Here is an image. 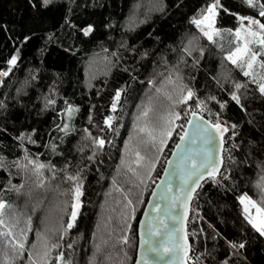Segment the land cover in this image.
I'll return each mask as SVG.
<instances>
[{
	"label": "snow or ice",
	"instance_id": "1",
	"mask_svg": "<svg viewBox=\"0 0 264 264\" xmlns=\"http://www.w3.org/2000/svg\"><path fill=\"white\" fill-rule=\"evenodd\" d=\"M243 7L249 10L248 13H239L223 3V0H205L204 4L195 9L187 17L191 26L189 32L181 39L176 62L169 67V61L161 54L159 63H162L167 72L160 73L163 78L161 86H157L151 75L146 80L149 89L154 93L146 94V101L137 104V113L133 114V130L140 138L139 142L147 146V154L136 150L135 168L125 167V171L131 174L134 180V187L137 189V198L133 200L127 193L116 187V180L113 178L112 185L116 192L121 193L122 205L119 213V226L121 234L118 244L121 246L119 252L122 255L118 258V264H131L132 257L129 255V248H136V235H139L138 251L135 264H207V260L216 261V264H250L248 253L249 245L258 241L264 245V176L260 177L254 185L258 189L259 201L254 200L247 192H239L235 198L238 202L239 216L250 229L252 236L249 237L245 230H241L239 238L228 239L220 235L213 228V240L224 241L226 254L222 259L216 260L213 251L207 247L198 254L191 240H199L205 235L204 229L199 232L195 229L191 233L187 230L189 219L193 221H204L200 215L199 199L204 193L206 184L227 193L238 190V184L234 173L241 170L242 165L249 163L254 155V150L264 153V144H257L254 140L244 143L245 125L255 129L264 139V123L256 121L254 111H249L246 101L250 99L264 104V0H240ZM30 10L38 17L49 13H57L63 10L61 16L63 21L60 30L70 29V35L79 34L82 38H90L94 33V25L87 23L77 26L72 22L71 16L76 8L81 5L77 0H27ZM87 7V4L84 5ZM180 5L178 4L177 7ZM151 12L159 14L161 18L168 15V6L165 0H155L151 5ZM232 17L236 21L233 28L221 26L222 19ZM148 22V16L139 19L135 14L129 17L128 22L123 26L125 31H134L138 24ZM106 27H113L112 24ZM0 30L7 31L6 26ZM229 33L234 43L225 51L219 44L223 33ZM35 33L24 34L14 40L13 50L4 60V67H0V86L6 82L21 61V47L28 44ZM45 43H57L66 53L75 55L72 46H64L56 37L55 32H46ZM151 35V33H149ZM159 41L160 37H154ZM207 42L208 48H216L221 53V63L227 62L231 70L225 73L217 72L210 76L217 89L226 93L227 99H220L217 95L209 92L203 96L193 83H185V69L199 72L201 61L205 56ZM19 45V46H17ZM119 48L131 53L135 59L146 60L150 53L145 50L139 52L135 46H128L126 41H121ZM45 49H41L43 52ZM104 51L107 53L108 49ZM124 57L119 51L111 53V59L107 56L105 76L111 75L112 70L125 72L132 81L137 79L134 74L137 69L122 63ZM190 61V63H189ZM139 63V60H137ZM233 70L242 79H237ZM40 68L29 69L25 80L26 85L40 87ZM56 79L47 86V91H40L36 96L38 108L37 114L47 112L54 113L53 128L51 131L58 133L51 138V142L38 145L34 138L37 135L35 128L30 131H20L12 136L16 146L23 155L9 162L6 156L0 154V170L8 173L7 180L0 186V264H74L73 254H65L64 249L73 250L75 240L66 246L62 243L65 234L77 227L78 217L81 215L82 197L84 195L85 173L96 165V171L100 172V165L104 163L105 145L112 141L99 134H93L90 128H83L80 141L73 146V151L79 153L77 163L64 159L62 166L42 162L36 155L29 152L27 144L42 146L53 156H64V150L55 140L63 144L66 138L72 136L76 129L74 121L80 109L77 105L69 102L60 95L58 82L60 77L54 74ZM190 82L196 77L189 74ZM107 82V81H105ZM145 83V81H142ZM167 85L164 86V85ZM254 87H250L253 86ZM129 85L125 84L114 90L109 111L117 113L118 107L122 108V97L126 98ZM28 92L21 88L16 89L15 95L9 97L7 93L0 98V116L6 117L9 108L19 105L27 108L22 97ZM99 95V90L97 91ZM163 97L161 101L160 98ZM160 101V108L155 109L154 104ZM166 101V103H164ZM235 105L246 119L243 123L230 119L227 115L229 105ZM92 107H95L94 105ZM92 109H89L88 123L97 127L101 133H116L113 121L114 115L103 118V126L93 122ZM154 112L153 119H149V113ZM264 117V113H261ZM57 118L59 122H57ZM6 131V129L4 130ZM178 140V142H175ZM169 141H174L171 156L175 159H168L163 169L164 177L156 189H160L161 200L166 201L163 216L161 215V202L149 201L152 205L150 212L145 211L147 219L138 221L139 228H134L133 222L137 220V205L144 203L143 194L149 188V182H154L153 173L157 164L165 155V149L169 147ZM125 149L128 148V141L125 140ZM194 146V147H192ZM238 157H242L238 158ZM23 161V163L21 162ZM126 165L124 151H121L120 163L117 165V172ZM264 171V159L257 165ZM13 169L16 174H24L31 183L25 189V183H12ZM45 171L51 174V180H56L58 174H62V180L69 185V188L61 192L68 200L64 201L60 212L63 213L59 228L49 230L52 235H41L37 233L40 240L39 247L35 242L29 246L28 233L32 231V215L28 208L31 205V213H35L43 204V200L36 192V189H47L45 183ZM179 179V184L173 186V179ZM4 194H15L17 198L24 197L25 203L18 210L13 203L4 199ZM152 196L158 195L155 189ZM107 197L110 192H105ZM120 204V201H117ZM5 209H9L6 212ZM66 217V218H65ZM169 219L172 221L168 223ZM111 222V221H109ZM212 228V225H208ZM58 232V234H57ZM55 237V238H53ZM207 238V237H206ZM104 241V245H107ZM111 256L102 251L100 244L94 245L92 256L88 257L87 264H110Z\"/></svg>",
	"mask_w": 264,
	"mask_h": 264
},
{
	"label": "trees",
	"instance_id": "2",
	"mask_svg": "<svg viewBox=\"0 0 264 264\" xmlns=\"http://www.w3.org/2000/svg\"><path fill=\"white\" fill-rule=\"evenodd\" d=\"M154 2L155 0H77L81 6L76 8L72 14V22L78 27L87 23L94 25V33L91 37L82 38L79 34L70 35V29L60 30V24L63 23L61 19L64 14L63 10L38 17L30 10L27 0H0V27L6 26L7 28V31L0 30V67L5 66L4 60L13 50L14 40L17 37L35 33L32 40L21 47L22 59L19 62V67L9 78H6V82L0 90V98L5 93L9 97L15 95L17 88L28 92L27 96L22 97L27 108H21L19 105L12 106L9 108L6 117L0 116V154L6 156L9 162L23 155L16 146V142L12 140V136L17 135L20 131L27 132L35 128L37 135L34 138L38 145L50 143L51 138L58 135L57 132L51 131L54 113L47 112L38 115V108L33 107L37 104L36 96L39 92H46L47 86L56 79L54 74H58L60 77L58 82L60 95L80 109L74 121L76 131L72 136L66 138L63 144L58 139L55 140V143L64 150L63 157L53 156L42 146L38 147L26 143L29 152L35 154L36 158L42 162L50 161L60 167L64 159L72 160L73 164L77 163L79 153L73 151V146L80 141L83 128H90L93 134L106 136V139L112 141L110 145L107 143L105 145L104 163L99 166L100 172H97L96 165H93L85 173L84 195L81 198L83 207L81 208V215L78 217L77 227L65 234L64 241H62L66 246L75 240L74 252L66 247L62 249L66 255L68 253L73 254L74 264H87L88 257L92 256L96 244H100L102 251L111 256L110 264H118V258L122 255L119 252L121 246L118 244V238L121 234L118 218L123 201L121 193L116 192L112 181L115 178L116 187H120L122 192L129 194L135 200L137 189L134 187L131 174L125 171V167L131 162L130 166L135 168L134 152L136 150L141 151L142 154H147V146L139 142L140 138L133 130V114L138 112L136 105L146 101V94L154 93V89H149L146 85L147 78L151 75L157 86H161L163 78L159 74H166L167 69L162 63H159V56L163 54L166 57L169 61V67L176 62L178 51L174 52L173 49L178 50L184 34L192 30L187 17L195 9L201 7L205 0H165L168 6V15L165 18H161L159 14L150 11ZM223 3L230 10L242 14L249 12L241 5L240 0H223ZM85 4L87 7L84 6ZM178 4L179 7H177ZM133 14L139 19H143L147 15L148 22L138 24L134 31H125L123 26ZM224 18L228 17L225 16ZM108 24H112L113 27H106ZM53 31L64 46H72L75 55L64 52L57 43H45L44 34ZM156 36L160 37L159 41L154 38ZM122 40L126 41L128 46H135L139 52L147 50L150 53L149 58L142 60L137 55L134 59L131 53L119 48ZM203 43L206 46V51L200 64L201 70L197 72L185 69V83H193L201 96L212 92L220 99H227L226 93L216 88L210 76L216 75L217 72H228L231 70V65L227 62L222 64L221 53L216 48H208L206 41ZM233 43L229 33L222 34L219 44L225 51ZM42 48L45 49L43 52L40 51ZM105 48L108 49L107 53L104 51ZM115 51H119L124 57L123 64L130 68L134 66L137 69L134 73L137 76L135 81H132L127 73L114 69L111 75L105 76L107 70L105 57L111 59V53ZM35 68L41 69L39 89L34 84L26 85L24 83L29 69ZM189 74L196 77L194 82L189 81ZM233 74L236 75L237 79H242L234 70ZM125 84L129 87L126 98L122 97V108L118 107L117 113H112L109 108L114 90ZM164 86L167 87L166 84ZM250 87H254V85ZM98 90L99 95H97ZM160 100L162 101L163 97ZM246 104L249 111H254L256 121L264 123V117L261 116V113H264V104L258 100L253 102L251 99L246 101ZM93 105L95 107H92ZM90 108L92 109L93 122L100 127H104V117L114 115L116 119L113 124L117 132L101 133L97 127H92L88 123ZM154 108H160V101L154 104ZM227 115L230 119L241 123L246 119L233 104L229 105ZM154 116L155 113L151 112L148 118L153 119ZM57 122H59L58 118ZM5 129L6 131H4ZM125 140L128 141L127 149H125ZM249 140H254L258 145L264 144V139L261 138L260 134L255 129L245 125L244 143L247 144ZM173 143L174 141H169L165 155L157 164L156 171L153 173L154 182H149V188L144 191V203L137 205V220L133 222L134 228L138 229V221H140L152 190L160 179L171 151L174 149ZM121 151H124L126 165L117 172ZM238 158L242 159V157ZM262 159H264V153L256 149L251 161L242 165L241 170L234 173V178L238 184L236 193L233 191L224 193L209 184L205 185L204 193L199 199L201 205L199 211L200 215L204 217V221L196 220L195 225L189 231L191 233L195 229L199 232L201 228L204 229L205 235H201L198 241L191 240L190 237V241L196 245L197 254L203 251L205 247L209 251H213L216 260L222 259L226 254L224 241L212 239L213 228L221 236L228 239L239 238L242 229L247 232L249 237L252 236L250 229L239 216V207L235 196L239 192H247L254 200L259 201L258 189L254 185L261 176H264V171L257 166ZM21 162L23 163V161ZM7 177L8 173L0 170V186L5 183ZM22 181L25 183V189H27L31 180L26 179L24 174L17 175L16 170L13 169L12 183L19 184ZM45 183L49 185L47 189H36L43 200V204L35 213H31V205L28 208L33 221L32 231L28 233L29 246L35 242L39 247L38 232L41 235L51 236L52 233L49 230L59 228L63 217L60 208L63 207L64 201L69 199L66 195H60L61 192L69 188V185L62 180V174H58L56 180H51V174L45 171ZM105 192H110V195L106 197ZM4 199L13 203L17 210L25 203L24 197L17 198L15 194H4ZM117 201L121 203L118 204ZM5 211L9 212L10 210L5 209ZM209 224L212 225V228L208 227ZM104 241L108 242L107 245H104ZM136 244L138 247V233ZM137 247L127 249L132 257L131 264L135 263ZM249 248L250 264H264V245L254 241L249 245ZM207 264H216V261L208 259Z\"/></svg>",
	"mask_w": 264,
	"mask_h": 264
},
{
	"label": "water",
	"instance_id": "3",
	"mask_svg": "<svg viewBox=\"0 0 264 264\" xmlns=\"http://www.w3.org/2000/svg\"><path fill=\"white\" fill-rule=\"evenodd\" d=\"M2 86H3V85H2ZM2 86H0V90H1ZM192 147H194V146H192ZM173 150H174V149H173ZM168 159H175V158H173V157L170 155V157H169ZM166 164H167V162H166ZM166 164H165V166H166ZM162 179H166V178L164 177V172H162L161 177H160V179L157 181L156 184H160ZM156 184H155V186H156ZM178 184H179V179H178V177H177V178H174V179H173V186L175 187V186L178 185ZM155 186H154L153 189H155V190L157 191L158 195L155 196V197H153L152 194H151L150 197H149V199H148V202H149V201H160V202H161V215L163 216V211H164V208L167 206V204H166V201L161 200V197L159 196V192H160L161 190H160V189H156ZM148 202H147V204H146V206H145V209H144V211H143V214H142L140 220H145V219H147V218L145 217L144 213H145L146 210H148V211L150 212L151 207H152V205H150ZM188 222H189V221H188ZM188 222H187V225H186L187 230H188ZM168 223L171 224L172 221L169 219ZM138 228H139V223H138ZM138 241H139V235H138ZM190 243H191V241H190ZM137 251H138V247H137ZM134 264H135V263H134Z\"/></svg>",
	"mask_w": 264,
	"mask_h": 264
},
{
	"label": "rangeland",
	"instance_id": "4",
	"mask_svg": "<svg viewBox=\"0 0 264 264\" xmlns=\"http://www.w3.org/2000/svg\"><path fill=\"white\" fill-rule=\"evenodd\" d=\"M220 23H221V26L225 28H233L236 26L234 18H231V17L223 18Z\"/></svg>",
	"mask_w": 264,
	"mask_h": 264
},
{
	"label": "built area",
	"instance_id": "5",
	"mask_svg": "<svg viewBox=\"0 0 264 264\" xmlns=\"http://www.w3.org/2000/svg\"><path fill=\"white\" fill-rule=\"evenodd\" d=\"M195 223H196V221H193L192 219H189V222H188V231H190V229L193 228V226L195 225ZM192 244L196 248V245L194 243H192Z\"/></svg>",
	"mask_w": 264,
	"mask_h": 264
}]
</instances>
